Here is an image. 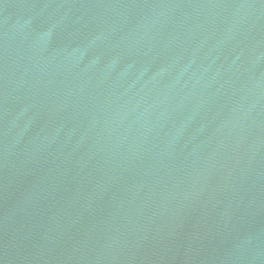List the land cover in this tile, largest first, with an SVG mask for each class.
<instances>
[{
  "label": "water",
  "instance_id": "water-1",
  "mask_svg": "<svg viewBox=\"0 0 264 264\" xmlns=\"http://www.w3.org/2000/svg\"><path fill=\"white\" fill-rule=\"evenodd\" d=\"M0 264H264V0H0Z\"/></svg>",
  "mask_w": 264,
  "mask_h": 264
}]
</instances>
